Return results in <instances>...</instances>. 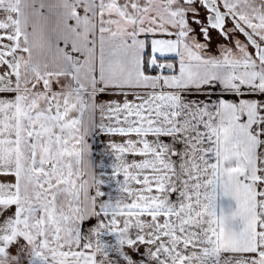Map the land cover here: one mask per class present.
Segmentation results:
<instances>
[{
  "label": "snow or ice",
  "instance_id": "6c2138e0",
  "mask_svg": "<svg viewBox=\"0 0 264 264\" xmlns=\"http://www.w3.org/2000/svg\"><path fill=\"white\" fill-rule=\"evenodd\" d=\"M0 218V264H264V0H0Z\"/></svg>",
  "mask_w": 264,
  "mask_h": 264
},
{
  "label": "crops",
  "instance_id": "0c3cea01",
  "mask_svg": "<svg viewBox=\"0 0 264 264\" xmlns=\"http://www.w3.org/2000/svg\"><path fill=\"white\" fill-rule=\"evenodd\" d=\"M213 53L216 54V49L213 48L212 49ZM106 100H112V99H116V100H120L121 97L118 96H107L105 97ZM129 100L132 99L131 96L128 97ZM97 120H99V114H97ZM113 139H115L116 141L120 140L119 135L112 137L109 135H104V134H99L97 133L96 135L89 137L88 138V142L92 145V150H93V154H94V158H99V155L101 152L105 153L104 155V161L105 164H109L112 162L111 156L109 155L110 150L107 148V145L110 141H112ZM129 160L133 159V157L129 156L128 157ZM135 159H140L139 157H136ZM106 172H109L110 174V169L106 168L105 169ZM123 177H116L113 178L111 176H107L105 178L106 183L104 185H102V191L104 192V198H108V197H116L117 195H120L119 193H117V184H116V180L117 179H122ZM133 187H135V185H133ZM124 202H131L130 200H128V198L126 196L123 197ZM224 208L226 211L229 209V207H231L232 209L235 208V201H232L230 198H219L217 199V211L219 212L220 208ZM12 215V211L10 210L9 212L5 213V216H9ZM2 219V218H0ZM129 236V233H128ZM99 239L100 241L108 244V245H112L115 241V236L112 234H108L106 232H101L99 235ZM117 241L118 243L121 244L120 240H119V235L117 236ZM143 250V249H142ZM11 251L14 253L15 252V247H13L11 249ZM114 255V254H113Z\"/></svg>",
  "mask_w": 264,
  "mask_h": 264
},
{
  "label": "clouds",
  "instance_id": "9594fccd",
  "mask_svg": "<svg viewBox=\"0 0 264 264\" xmlns=\"http://www.w3.org/2000/svg\"><path fill=\"white\" fill-rule=\"evenodd\" d=\"M128 238H129L128 232L126 230H121V232L119 234V240H120L121 244H126Z\"/></svg>",
  "mask_w": 264,
  "mask_h": 264
}]
</instances>
